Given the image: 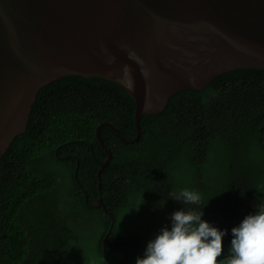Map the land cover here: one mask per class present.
<instances>
[{
  "label": "trees",
  "instance_id": "1",
  "mask_svg": "<svg viewBox=\"0 0 264 264\" xmlns=\"http://www.w3.org/2000/svg\"><path fill=\"white\" fill-rule=\"evenodd\" d=\"M118 83L67 75L43 86L26 131L0 157V264H136L183 189L221 231L264 203V69L225 72L140 118ZM102 196L104 205L95 202Z\"/></svg>",
  "mask_w": 264,
  "mask_h": 264
},
{
  "label": "water",
  "instance_id": "2",
  "mask_svg": "<svg viewBox=\"0 0 264 264\" xmlns=\"http://www.w3.org/2000/svg\"><path fill=\"white\" fill-rule=\"evenodd\" d=\"M264 69V0H0V157L26 131L38 92L67 75L102 77L140 118L183 89L236 69ZM104 205L102 196L95 202Z\"/></svg>",
  "mask_w": 264,
  "mask_h": 264
},
{
  "label": "clouds",
  "instance_id": "3",
  "mask_svg": "<svg viewBox=\"0 0 264 264\" xmlns=\"http://www.w3.org/2000/svg\"><path fill=\"white\" fill-rule=\"evenodd\" d=\"M173 198L185 207L170 215L171 227H163L148 242L136 264H264V203L232 228L228 255L218 260L227 230L202 219L201 209L186 208L200 203L198 192L183 189Z\"/></svg>",
  "mask_w": 264,
  "mask_h": 264
}]
</instances>
